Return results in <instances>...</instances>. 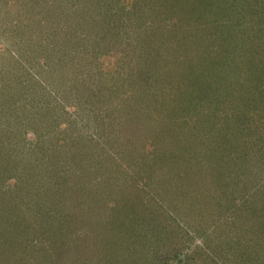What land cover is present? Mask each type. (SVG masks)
<instances>
[{
  "label": "trees",
  "instance_id": "1",
  "mask_svg": "<svg viewBox=\"0 0 264 264\" xmlns=\"http://www.w3.org/2000/svg\"><path fill=\"white\" fill-rule=\"evenodd\" d=\"M66 1H15L17 8L27 16L34 15L33 19L40 27L36 30L35 37L36 40L42 38V41L39 39V43L35 42L38 45L29 51L24 50V54H14L8 50L4 57L5 62L12 66L7 73L0 67V137L9 132L13 125H18L33 132L37 141L33 147L28 148L29 156L24 154L21 158L24 170L10 173L6 166L0 165V264H20L19 256L16 257L18 250L22 248L28 253V246L31 244L37 250H30L33 258L29 264L43 263L41 259L46 255L48 258L50 256L48 250L53 252L52 256L57 260H63V264H185L181 263L184 261L181 258L184 252L188 253L186 249L190 246L191 234L179 228L167 213L165 218L162 214L157 216L148 205H154L152 201H156V198L148 191L142 190L139 195L132 197L133 203L126 199L128 207H125L127 205L124 200L117 202L119 206L109 208L104 205L108 202L105 200L97 202L98 207L94 210L89 209L83 213V205L79 201L84 192L82 186L79 189L75 181L64 183L66 191L60 190L63 188H60V183L55 184L50 179L44 185L42 182V186L39 182L37 186L32 181L25 182L30 173L37 179L36 173L42 168L34 167L30 159V154L40 150L44 145L42 142L45 143L40 139L43 138L41 132L37 134L43 130L40 126L43 120L40 117L43 116V111L45 114L54 112L57 106L54 94L61 95L63 100L70 98L71 92L66 93L64 84L72 80V74L86 67L87 63H92L94 57L97 58L95 46L101 44L107 51H120L119 54L112 55L114 67L121 66V63L123 67L127 66L129 73L137 76V87L141 84L144 87L145 84L154 87L157 85V91L162 88L163 93L166 92L158 94L159 98L165 99L161 101L173 103L176 109L181 105L178 101L183 102L184 111L180 114L174 112L169 119L163 118L170 125L175 124L174 117L179 118L180 124L173 130L175 135H170L169 149L167 148L175 152L178 159L190 154L194 147L175 146L173 138L180 141L179 135H186L182 124L185 126L189 122L192 132L200 123L210 127L221 119L227 124L234 118L236 111L230 113L229 108L235 104L240 106L238 117L244 122L239 125L233 123L228 130L248 135L254 153L255 136L258 138V135L263 134L262 148L264 146V0H71L70 14L64 15L57 9ZM83 9L87 12L89 9V14L93 13L90 21L86 19L85 24L88 26H84L81 20L76 21L78 24L75 23L77 13ZM170 10L176 13L170 15ZM98 16L100 19H97ZM62 21L74 22L76 29L67 31ZM21 23L20 19L19 25ZM123 24L136 31L132 45H126V41L122 44L120 41L102 44L101 41L93 40L92 46H88L84 45L83 38L75 35L77 32L83 35L84 27H88V31L100 34L102 39L106 40L104 35L111 34L110 38L114 40L119 34L127 35V32L119 31ZM22 27L18 28L16 34L25 38L24 43L27 40L34 42L24 31L27 26ZM66 27L74 26L68 24ZM12 30L16 31V28ZM63 51H67V54L62 58ZM81 54L86 56L80 57ZM79 61H82L83 67L78 64ZM62 67L68 73L73 69L74 71L70 75H61L59 71ZM113 70V67H109L105 71ZM243 72L245 77L239 75ZM230 75L237 76V79H230ZM140 90L143 94L147 92L142 86L139 87ZM134 94L136 93L132 95ZM131 96L126 97L125 104L130 106L132 115L135 116L138 109L136 111L131 102H135L133 100L136 96ZM140 104V108L147 105ZM170 120L174 123L171 124ZM214 129L217 132L216 127H212L208 135H212ZM168 132H171L170 129ZM13 137L12 145H8L11 151L15 141L20 140L16 135ZM49 137L53 141L52 146H56L58 139L53 135ZM72 146H76L74 141ZM23 148L20 147L18 151ZM202 149L198 155L191 152L190 158L207 161L215 155ZM24 152L25 150L20 153ZM77 155L81 158L80 153ZM169 156L174 157L173 154ZM214 157L219 158L217 155ZM258 159L259 157L250 154L243 161L239 158L238 163L249 165L244 172L259 171ZM216 164H212L208 170L211 167L215 169ZM149 165L147 163L144 170L161 178L159 172L162 173L166 164L160 165L159 169L156 168L158 163H154L153 167ZM216 171L221 172V167ZM222 172L223 180H214L218 192L213 190L214 193H210L213 183L200 186L205 190L201 198H206L208 203H214V207L224 211L219 224L223 229L216 231L215 225L211 227H215L213 230L207 232L208 228L202 229L200 223L194 225L198 234L194 237L202 239L204 254L198 255V258L189 256L190 264H200V256L210 254L208 252L213 245H219L215 250L218 258L215 262L210 258L211 264H218L221 260L222 264H264V175L258 185L249 180L250 195L243 194L238 202L231 190L233 184L230 180L225 181L228 178ZM143 175L137 176L136 180L145 182ZM13 177L17 179L15 184L6 187L5 182ZM30 184L34 188L31 189ZM178 192L181 194L182 190ZM190 193L187 192L188 195ZM143 195L150 196L147 197L150 198L149 202L142 199ZM251 197L254 199L249 202ZM195 198L192 197L191 201L194 202ZM104 214L107 218H103ZM84 224L90 228L82 232ZM97 225L104 227L97 231ZM35 243H42L45 247L42 249L41 244ZM47 245L52 249H47ZM229 253H233L230 254L232 259L228 258ZM68 255L72 256V262ZM49 261L52 264L54 260Z\"/></svg>",
  "mask_w": 264,
  "mask_h": 264
},
{
  "label": "rangeland",
  "instance_id": "2",
  "mask_svg": "<svg viewBox=\"0 0 264 264\" xmlns=\"http://www.w3.org/2000/svg\"><path fill=\"white\" fill-rule=\"evenodd\" d=\"M15 1L16 0H0V63L4 64H1L0 67L6 73L12 66L5 62L6 58L4 57L7 56L8 50L14 54H16V52L24 54V50L29 51L32 47L34 48L35 45H38L39 39L42 41V38L36 40L35 37L36 30L40 27H38L39 23L33 19L34 15L30 16L28 14L27 16L26 13L17 8ZM70 6L71 0H67L64 4H61L57 11L64 15L70 14ZM178 6H181V4ZM57 11L53 13L54 16ZM174 13L176 12L170 10V15ZM168 14L169 13H167V15ZM92 15L93 13L89 14V9L88 12L84 9L83 11L80 10L75 18V23L78 24L80 22L79 20H81L84 26H88L85 24L86 19L90 21V16ZM20 19L22 22L21 25H19ZM97 19H100V16H98ZM37 20L40 21V19ZM172 20L175 21L174 19ZM61 23L65 29H68L67 31L76 29L74 22L62 21ZM68 24L74 27H66ZM20 26H23L22 28L27 26L26 29L24 28V31L29 34L27 35L28 38H32L34 42L27 40L24 43L25 38L22 39V37H19L20 34H16ZM14 28H16V31L12 30ZM84 28L83 31H85L83 35H80L82 33L78 32L75 35L83 38L84 45L88 46H92L93 40L98 42L101 41L102 44L106 42L109 44L111 41H115L114 43L120 41L122 44L126 41V45H132V39H134L136 33L134 28L129 27L127 24H123V27H121L119 31L127 32V35L122 36L119 34L114 40L110 38L111 34L109 36L104 35L106 39L104 40L100 34L90 32L91 30L88 31V27ZM42 36L44 37V35ZM18 38H20L21 41ZM16 43H19V45ZM95 49L98 54L97 58L94 57L92 63H87L86 67H83L82 61H79L78 64L83 68L72 74V80L64 84L66 93L71 92L70 98L67 97V99L63 100L61 95L58 96L54 94L57 100V106H55L54 112L45 114V111H43V116L41 115L40 117V119L43 120V124L40 125L43 127V130H40L37 134L41 132L40 134L43 138L40 139L45 141V143L42 142V145H44H41L42 148L40 150L37 149L32 153L30 152L32 157L30 159L34 163V167H38V169L39 167L42 168L36 173L37 179L36 176L34 177L33 174L30 173L25 182L29 183L32 181L36 186L39 182L42 186V182L44 185L50 179V181L52 180L54 183H60V188L63 187L60 190L66 191L67 188L64 186V183L68 182L70 184L72 181H75L79 189L80 186L83 188L82 192H84V194L81 196L82 200L79 201L80 204L83 205V213L89 209L94 210V208L98 207L100 201L108 200L104 205L107 207L109 206V208L118 205V201L122 202L125 200V205H127L126 199H130V203H133L131 200L132 197L139 195V192L142 190L148 191L156 198V201H152L155 203L154 205L148 204L154 209V213L157 216L162 214L164 218L167 217V215L165 216V213H167L168 217L173 218L179 225V228L191 234L190 246L186 249L188 253L184 252L183 258H181L184 260L181 263L190 264L191 261L189 256L198 258V255L204 254L201 247L203 245L202 239L194 237V235H198L194 229V225H199L200 223L202 229L208 228L207 232H210L215 227L216 231H221L223 229L219 224H221L224 211L222 212L219 207H214V203H208L206 198H201L205 190H203L200 185H209V183H213L210 193L218 192L214 186V180H223L222 171H224V175L228 178L225 181L228 182L230 180L233 184V188L231 189L234 195L233 197L239 202L241 201L239 198H243V194L249 196V180H252V183L258 185L261 184L260 178L264 175V146L262 148L263 144L261 143L263 134L258 135V138L255 136L253 153V148L251 147L252 143H250L248 135L240 133L239 135L234 132H229L228 129H231L230 127L233 123L239 125L244 122L238 117L240 106L235 104V106L229 108L230 113L236 111L234 118L229 120L227 124L221 119L218 123L210 127H205L200 123L193 132L189 122L187 125L185 124V126L182 124L181 126L186 135H179L180 141H176L173 138L175 146L180 145L185 147V145H188L194 147H192L190 154H187V156L182 155L181 158L178 159V155H176L175 152L173 153L168 150V144L170 135H175L173 130L180 124L179 118L178 116L174 117L176 120L174 125L165 123V119L163 120V118L169 119L174 115V112L180 114L181 111H184L185 105L183 102L178 99L181 105L176 109L173 103L170 104L166 101H161L165 99L159 98V95L162 94L163 91L162 88L160 91H157V85L154 87L150 84H145L148 90L142 84L137 87V76L133 73H129V70L126 69L127 66L123 67L121 63V66L114 67V58L112 55L113 53L119 54V50L107 51L106 47L104 45L101 46V44L95 46ZM66 54L67 51H63L61 57L63 58ZM83 56H86V54L80 55V57ZM109 67H113L114 70L112 72L105 71ZM73 71L74 69L72 72ZM59 72L61 75H70L72 73H68L64 67H62V70ZM239 75L245 77V72ZM230 79L236 80L237 76L233 77L230 75ZM140 86L147 90L146 94H143L141 90L139 91ZM133 93L136 94L132 95ZM171 93H173V91H171ZM131 95L134 97L136 96L133 100L135 102H131V105L136 108V111L138 109L135 116L132 115L133 111L130 106L125 104L126 97H130ZM157 101L163 103L160 105ZM140 103H147V105L140 108ZM240 112L242 113V110ZM240 117H242V114H240ZM192 119L196 120V118ZM170 122L171 124L174 123L172 120H170ZM212 127H216L217 132L214 129L215 132L212 133V135H208ZM169 129L171 132H168ZM176 131H178V129ZM191 133H193V135H188ZM12 135H16V138H20V140L17 139L14 143V149L17 147V150L13 149V151L8 148V145H12L11 138H14ZM50 135L58 139V144L56 146H52L53 141L50 140ZM0 138H2V143H0V165L6 166L10 170V173H16L22 169L24 170L21 158L24 154L29 156V154H27L28 148L37 141L35 140V134L24 128L18 127V125H13V128H10L9 132L7 131L6 134L2 135ZM73 141L74 144L76 143V146H72ZM20 147H24L20 151L23 152L25 150L24 153L18 151ZM202 148H204V150L206 149L205 151L207 152H213L219 158L214 157L215 155L209 157L207 161L201 160V158H198V160H195V157L194 159L190 158L192 157L191 152H194V155H198V153H201L203 150ZM78 153L81 154V158L77 155ZM163 154L164 156H162ZM170 154H173L175 158L169 156ZM250 154L259 157V171L244 172L245 169L249 168V165L243 166L241 163H238L239 158L243 161V158L248 157ZM76 155L78 158H76ZM6 156L9 158L7 159ZM140 157L144 159L141 160ZM147 163L152 167L154 163H158L156 168L166 164V167H163L162 173L159 172L162 180L152 172H146L149 170H144V166H146ZM215 163H217L216 168L212 169L211 167V169L208 170V167ZM43 167L46 169H43ZM220 167L222 171H216ZM156 168L155 170H157ZM139 175L145 177V182L142 180L143 182L141 183L136 180ZM162 176H164V178ZM60 177L67 179H61ZM16 181V177L10 178L5 182V186L11 187ZM146 183L148 185H146ZM30 188H34V185H31ZM177 189L182 190V193L180 194ZM89 191L92 192L90 194H85V192ZM187 192L191 193L188 195ZM197 193L198 195H196ZM147 197L150 196L143 195L142 199L149 202L150 198L147 199ZM192 197H196L194 202L191 201ZM252 199H254V197H251L249 202L252 201ZM125 207H128V205ZM4 216L6 217V215ZM103 218H107L106 214H104ZM97 226L99 227L97 231H101L104 227ZM212 226L215 227L211 229ZM88 228L90 227L84 224L82 232L87 231ZM37 244H41V248L45 247L42 243H35V245ZM33 245L34 244L28 246V253L21 247V249L18 250L19 253L16 251V257L19 256L18 262L20 264L32 263L33 256L30 250H37ZM213 246L208 252L210 254L206 257L203 255L200 256V264H211L212 260H214L213 262L216 261L218 256L215 255L217 254L215 250L219 248V245ZM41 248L38 246V250ZM47 249L52 248L48 246ZM48 251L50 252H48L50 255L49 258L54 260L52 264H63V260H57L52 256L54 255L53 252L50 250ZM230 254L233 253H229L228 258L232 259ZM219 256L223 257L222 254H219ZM70 257L72 262V256ZM49 258L46 255L41 259L43 263H38L51 264ZM210 258L213 259L211 260ZM201 259L204 260L202 261ZM222 262L221 260L218 264H222ZM66 264H69V262H66ZM192 264H195V262Z\"/></svg>",
  "mask_w": 264,
  "mask_h": 264
}]
</instances>
